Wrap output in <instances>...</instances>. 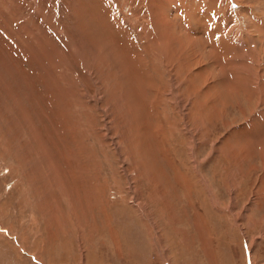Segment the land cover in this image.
Returning <instances> with one entry per match:
<instances>
[{
    "label": "rangeland",
    "instance_id": "rangeland-1",
    "mask_svg": "<svg viewBox=\"0 0 264 264\" xmlns=\"http://www.w3.org/2000/svg\"><path fill=\"white\" fill-rule=\"evenodd\" d=\"M163 1L0 0V264H264V0Z\"/></svg>",
    "mask_w": 264,
    "mask_h": 264
},
{
    "label": "bare ground",
    "instance_id": "bare-ground-1",
    "mask_svg": "<svg viewBox=\"0 0 264 264\" xmlns=\"http://www.w3.org/2000/svg\"><path fill=\"white\" fill-rule=\"evenodd\" d=\"M168 0H164L162 3L164 4L163 6H165L166 4H165V2H167ZM149 4H151V3H149ZM151 8H152V13H151V17H152V19H151V21H149L148 22V24H150V25H153V24H158L159 26H160V31H161V35L162 34H164L165 36V40H162L161 42H163V43H169L170 45H172L173 44V46H174V44L178 41L179 42V40H181L182 41V39L180 38V32H177L176 33V39H174L175 37L173 36V37H170V34H165L164 33V29H168L169 31H171V28H172V26H173V24H169L168 22H165V20H164V18H165V13H163L162 12V10L160 9V8H158V5H156V4H152L151 5ZM109 11V10H108ZM207 12V11H206ZM98 13V12H97ZM114 12H112V14H113ZM201 14V13H200ZM116 15V14H115ZM207 16V15H206ZM200 17L201 16H199V17H195V21L198 23V24H200V25H202V26H205V27H207V30L205 31V33L204 34H207V38H212L211 36H215V35H217L216 33H214V32H212L213 30V27H212V25L211 24H206V22L205 21H203V17L200 19ZM205 17V16H204ZM97 18V16L95 17V19ZM102 18H104V17H102ZM94 19V18H93ZM104 20V19H103ZM107 20V19H106ZM205 20V19H204ZM221 23V22H220ZM223 23V22H222ZM214 26V25H213ZM223 26H224V24H223ZM109 28H111V26H109ZM151 30V29H150ZM208 31V32H207ZM186 32L189 34V35H191V32L189 31V29L188 28H186ZM219 34V33H218ZM208 35H210V36H208ZM220 35V34H219ZM192 36H194V35H192ZM164 37H163V39H164ZM181 37H184V33H182V35H181ZM173 38V39H172ZM191 38V37H190ZM192 39V38H191ZM183 40L185 41V42H189L190 43V41H186L185 40V37L183 38ZM158 42H159V40H157ZM108 42V41H107ZM153 42V41H152ZM192 43H195V42H193V41H191ZM203 42V41H202ZM182 44V43H181ZM196 44V43H195ZM156 45H159V44H156ZM163 45V48H166V46L164 45V44H162ZM185 45V44H184ZM197 45V44H196ZM206 45V44H205ZM181 46V45H180ZM186 46H187V44H186ZM163 48H161V45H160V47H159V49H162V50H164ZM166 49H168V48H166ZM166 51V50H165ZM170 51V50H169ZM185 52V51H184ZM113 56V55H112ZM136 57H137V55H136ZM118 59H119V57L116 55V63H119L118 62ZM210 60V59H209ZM120 64V63H119ZM118 65V64H117ZM176 74H178V73H176ZM177 76V75H176ZM130 80V79H129ZM196 134V133H195ZM194 134V135H195ZM129 166V165H128ZM213 197L216 199L217 197L213 194Z\"/></svg>",
    "mask_w": 264,
    "mask_h": 264
}]
</instances>
